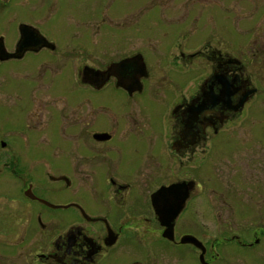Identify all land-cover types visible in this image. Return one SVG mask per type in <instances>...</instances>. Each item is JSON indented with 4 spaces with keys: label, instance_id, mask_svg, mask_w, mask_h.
Instances as JSON below:
<instances>
[{
    "label": "flooded vegetation",
    "instance_id": "af4514ba",
    "mask_svg": "<svg viewBox=\"0 0 264 264\" xmlns=\"http://www.w3.org/2000/svg\"><path fill=\"white\" fill-rule=\"evenodd\" d=\"M64 16L0 35V264H264V44L183 30L165 68Z\"/></svg>",
    "mask_w": 264,
    "mask_h": 264
},
{
    "label": "rangeland",
    "instance_id": "374dc122",
    "mask_svg": "<svg viewBox=\"0 0 264 264\" xmlns=\"http://www.w3.org/2000/svg\"><path fill=\"white\" fill-rule=\"evenodd\" d=\"M20 4L24 7L25 18L23 19L20 17L19 9L16 8L17 4L4 12L3 9H0V35L7 37L9 45L15 43L18 38L16 33L18 20L35 23L39 20L42 22L43 19L41 26L43 31L47 33L49 27L56 37L63 40L64 31L62 29L59 31L50 25L56 27L55 19L64 18L65 11H67V21L64 18L62 22L68 33H81L85 21L88 25L84 28L90 30L91 43H96L99 40V44L116 45L118 48L115 51L128 50L127 47L116 44L121 39V35H126V39L130 37L127 34V29L129 33L135 30L137 35L134 38V43L136 44L160 41L158 48H161L162 44L166 48L168 44V52L164 51L163 53L166 60L161 59L162 53L149 55L153 65H165L163 66L165 68L169 63V51L172 52L173 44L179 40L180 31L183 32V30H189L188 32L191 33V30L195 28L197 31L187 42L190 48L195 45L193 43L195 37H199L200 45L209 40L213 43L220 40L221 43H229L232 49H237L240 46L251 48L253 44H264V0H46L41 4L35 3L34 0H20ZM66 5L67 10L64 11ZM102 11H104L103 17ZM30 12L33 13L28 15ZM105 12L109 14L110 19L105 18ZM130 16H132L129 21L131 28H122L125 31H119L121 35L115 37L116 42L103 41L100 43L101 35L104 33H100L101 35H98L97 32L94 33L96 22H99L101 30L103 29L104 32L111 35L116 26L111 20L116 19V21L122 22L123 19ZM125 21L128 22V20ZM164 30L171 33L170 37L165 38ZM145 32H148L147 36L142 35ZM111 38L113 37L110 36ZM95 39L97 40L95 41ZM71 40L77 43L81 42L76 41L75 38ZM10 78L12 79V76ZM11 93H14L13 89H11ZM10 111L13 109H9ZM9 179L10 175H8ZM5 191H8L9 194L11 192V190ZM40 210L45 212L48 209L40 207ZM59 212L60 214L64 213V211Z\"/></svg>",
    "mask_w": 264,
    "mask_h": 264
},
{
    "label": "water",
    "instance_id": "95a60500",
    "mask_svg": "<svg viewBox=\"0 0 264 264\" xmlns=\"http://www.w3.org/2000/svg\"><path fill=\"white\" fill-rule=\"evenodd\" d=\"M21 29H22V31H23V33H24V35L26 36L27 34V31H30V29H32L31 31H34V29L31 27V26H28V25H22L21 26ZM162 191H160V192H158V193H156L155 194V196L153 197V201L156 203V204H158V203H162V198H161V195H162ZM41 201L43 202V203H45L46 205H48V206H53L51 203H49V202H47V201H45V200H42L41 199ZM52 208H58V207H52Z\"/></svg>",
    "mask_w": 264,
    "mask_h": 264
},
{
    "label": "bare ground",
    "instance_id": "6f19581e",
    "mask_svg": "<svg viewBox=\"0 0 264 264\" xmlns=\"http://www.w3.org/2000/svg\"><path fill=\"white\" fill-rule=\"evenodd\" d=\"M23 32V31H22ZM23 35H24V33H23ZM26 41V40H25ZM156 204V203H155Z\"/></svg>",
    "mask_w": 264,
    "mask_h": 264
}]
</instances>
